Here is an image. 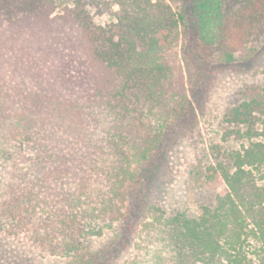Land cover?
<instances>
[{
  "label": "rangeland",
  "instance_id": "obj_1",
  "mask_svg": "<svg viewBox=\"0 0 264 264\" xmlns=\"http://www.w3.org/2000/svg\"><path fill=\"white\" fill-rule=\"evenodd\" d=\"M102 1L92 9L86 1L96 24L120 29L138 51L161 38L162 15L174 16L154 58L165 75L148 81L122 118L94 89L88 127L67 140L68 162L46 166L61 178L16 177L4 167L0 264H177L164 224L199 218L225 190L207 167L214 152L237 148L227 114L264 97V0H223L229 40L221 46L201 38L192 0ZM70 2L58 0L55 14ZM36 146L27 144V158ZM18 183L22 201L5 213Z\"/></svg>",
  "mask_w": 264,
  "mask_h": 264
},
{
  "label": "trees",
  "instance_id": "obj_2",
  "mask_svg": "<svg viewBox=\"0 0 264 264\" xmlns=\"http://www.w3.org/2000/svg\"><path fill=\"white\" fill-rule=\"evenodd\" d=\"M57 1L0 0L2 174L6 166L16 177L25 178L29 170L38 180L61 178L63 172L46 166L61 158L68 162L67 140L89 124L85 110L91 92L105 93L122 118L148 92L147 82L164 74L154 58L164 49L174 16L162 15L161 38L138 51L120 29L96 24L90 10L103 6L102 0H71L55 14ZM192 8L205 42L221 46L229 40L223 0H192ZM260 100L250 99L227 114L237 148L214 152L207 167L225 190L199 218L179 214L164 224L177 264H264V97ZM30 142L37 145L31 159L25 150ZM23 194L24 189L13 203L5 202V213L12 214Z\"/></svg>",
  "mask_w": 264,
  "mask_h": 264
}]
</instances>
